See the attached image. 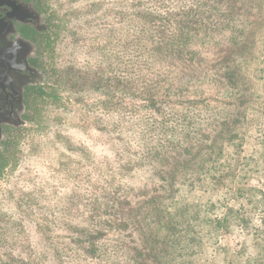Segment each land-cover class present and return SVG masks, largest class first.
<instances>
[{
    "label": "trees",
    "instance_id": "obj_1",
    "mask_svg": "<svg viewBox=\"0 0 264 264\" xmlns=\"http://www.w3.org/2000/svg\"><path fill=\"white\" fill-rule=\"evenodd\" d=\"M106 1L107 6L103 5V0L92 1L75 12L84 21L82 31L102 30L107 25L111 31L108 33L109 52L104 57L90 53L84 55L90 57L89 61L92 60L97 67L79 66L74 59L65 70V81L74 83L70 88L75 93L84 87L85 82L94 92H99L98 84L107 88L118 86L119 91L116 89L112 93L118 94L120 101L115 102L111 96L99 104L104 105L105 111L118 110L119 126L117 123L113 130L106 129L103 133L115 142L110 149L112 159L119 166L110 168L109 172L117 174L113 179L123 191L119 199L104 203L108 213L90 215L89 218L95 217L87 228L69 227L71 231L67 234L64 230L61 234L67 242L61 239L62 246L54 248L48 260L51 264H191L190 258L195 253L191 252L190 256V251L199 248L205 234L209 233V241L218 234L220 236L221 232L231 235L230 231L236 228L256 242L257 262H251L252 254L249 255L248 251L253 248L248 243L226 258L225 264H264V225L255 226L247 217L249 196L246 193L251 195L253 190L231 183V189L237 192L235 200H245L244 211L240 213L247 221L242 223L231 221L229 217L219 221L210 215L218 209L220 198L216 204L212 199L214 203L210 204L205 200L200 209L175 211V203L166 198H172L180 191V183L185 179L187 193L206 192L202 188H207V182L222 183L221 175L217 177L218 169L213 168L215 160L212 158L213 155L219 156L218 160H221L222 150L214 154L185 150L208 143L210 148L217 147L220 143L224 145L226 140L233 146L232 132L228 138L229 134L222 137L219 133L209 142L207 131L219 122L220 114L224 115L226 122L223 130L229 131L233 128L232 123L237 124L240 113H233V109L202 107L197 97L204 96V89L200 88L204 85L215 87L219 78L224 80V87L220 90L223 100L236 103V109L247 97L246 79L241 73L244 63L238 59L244 56L245 60L252 54V47L249 43L247 45L248 28L249 24L252 28L263 21L264 0ZM118 28L119 35L116 33ZM206 48L220 50L223 56L212 69L201 70L202 53ZM183 61L194 65L192 72L183 70ZM99 65L104 68L99 69ZM98 73L102 78L98 79ZM92 75L94 77L89 78ZM81 81L83 85H80ZM119 82L123 84L119 85ZM236 154L235 168L242 173L238 178L253 170L264 176V160L258 158L259 168H255L256 165L244 153ZM166 164L170 165L164 167ZM246 178L244 176L243 180ZM243 180L238 181V185ZM144 181L152 185L146 187ZM136 197L140 203L133 207L130 199ZM209 197L213 195H207L206 199ZM124 203L131 204L134 209L138 243L112 238L111 235L116 233L107 229L115 225L120 227L114 208L116 204ZM207 208L208 212L201 214V210ZM227 212L231 215L233 210L229 207ZM194 264L199 263L195 261Z\"/></svg>",
    "mask_w": 264,
    "mask_h": 264
},
{
    "label": "rangeland",
    "instance_id": "obj_2",
    "mask_svg": "<svg viewBox=\"0 0 264 264\" xmlns=\"http://www.w3.org/2000/svg\"><path fill=\"white\" fill-rule=\"evenodd\" d=\"M92 1L98 0H47L53 15L55 14L53 17L59 23L58 32L49 50L53 85L43 103L37 106L32 127L13 147L8 162L0 170V264H51L48 260L49 254H53L54 248L62 246L61 239L67 242L65 236H62L64 230L67 234L71 231L69 227L87 228L95 217L89 218L90 215L106 214L104 203L117 200L122 195V186L113 179L117 174L109 172L110 168L119 166L112 159L110 149L115 142L103 133L106 129L113 130L117 123L119 126L118 110L105 111L104 105L99 104L111 96L115 102L120 101L119 95L112 93L118 86L107 88L106 85L98 84L99 92H94L85 82L84 87L75 93L70 88L74 83L65 81V70L74 59L79 66L97 67L92 60L89 61L90 57L86 58L84 55L90 53L92 56L104 57L109 52L108 33L111 31L107 29V25L103 26L102 30L82 31L84 21L82 16L80 18V14L75 12L78 7H84ZM103 1V5L107 6V1ZM249 29L247 45L249 43L252 47V54L247 55L245 60L244 56L238 59H242L241 63H244L241 73L246 79L244 86L247 96L242 99L240 107L236 109V103L231 104L227 99L223 100L220 90L224 87V80L220 78L215 82L216 88L204 85V88H200L204 89V96L197 97L202 107L210 106L216 110L223 108L228 111L233 109V113H240L237 124L232 123L233 128L229 131L223 130L226 123L223 114L219 115V122L207 131L210 135L209 142L219 133L224 137L225 133L232 132L233 146L228 145L226 140L224 145L220 143L217 147L210 148L208 143L203 147L194 146L185 150L192 153L200 150L203 154L219 153L222 150L221 160H218L219 156L212 157L215 160L213 168L218 169L217 177L221 175L222 183L207 182V188H202L206 192L187 193L185 179L182 180L185 182L180 183V191L174 193L172 198H166L167 201L175 203L174 211L181 208L200 209L204 207L202 202L205 200H208L209 204H216L220 198L218 209L210 215L219 221L229 217L231 221L233 219L242 223L243 220L247 221L240 213L244 211L245 200H235L237 192L231 189V183L236 184V187H247L254 191L251 195L246 193L249 196L247 217L253 221V225L263 226L264 176L254 173L253 170L238 178L242 173L240 169L235 168L238 160L236 153H244L245 157L256 165L255 168H259L258 158L264 160V18L252 28L249 24ZM116 33L120 34L119 28ZM221 53L223 52L220 50L206 48L202 53L201 70L212 69L219 57L223 56ZM186 62L183 61L181 66L189 73L194 65L190 66ZM98 67L104 68L103 65ZM97 76L98 79L102 78L99 73ZM93 77L94 75L89 76ZM122 84L119 82V85ZM80 85H83V81ZM80 92L82 94L78 95ZM126 102L133 105L131 101ZM232 134L227 135V138ZM168 165L170 164L164 167ZM244 176H247L245 180ZM241 180L244 182L238 185L237 182ZM143 183L146 187L152 185L147 181ZM177 187L179 190V186ZM126 189L128 188L125 187ZM211 194L213 197L206 199V196ZM130 201L134 203L133 207L140 203L138 197ZM133 207L129 203L115 205V216L121 224L119 228L116 225L107 227L111 233H116V236L111 235L112 238L126 243L139 242ZM229 207L233 210L231 215L227 212ZM203 209L201 214L208 212V208ZM230 232L231 235L221 232L220 236L218 234L209 241V233L205 234L199 248L190 251V256L191 252L195 253V256L190 258L191 264L195 261L199 264H225L226 258L236 254L248 243L253 248L248 251L249 255L252 254L251 262L256 263V242L239 233L236 228Z\"/></svg>",
    "mask_w": 264,
    "mask_h": 264
},
{
    "label": "flooded vegetation",
    "instance_id": "obj_3",
    "mask_svg": "<svg viewBox=\"0 0 264 264\" xmlns=\"http://www.w3.org/2000/svg\"><path fill=\"white\" fill-rule=\"evenodd\" d=\"M53 16L47 0H0V170L52 90Z\"/></svg>",
    "mask_w": 264,
    "mask_h": 264
}]
</instances>
